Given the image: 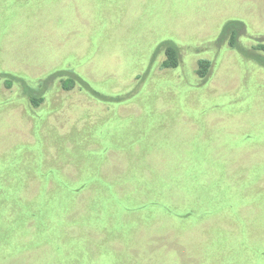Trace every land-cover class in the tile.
I'll return each instance as SVG.
<instances>
[{"label": "rangeland", "instance_id": "obj_1", "mask_svg": "<svg viewBox=\"0 0 264 264\" xmlns=\"http://www.w3.org/2000/svg\"><path fill=\"white\" fill-rule=\"evenodd\" d=\"M0 264H264V0H0Z\"/></svg>", "mask_w": 264, "mask_h": 264}, {"label": "trees", "instance_id": "obj_2", "mask_svg": "<svg viewBox=\"0 0 264 264\" xmlns=\"http://www.w3.org/2000/svg\"><path fill=\"white\" fill-rule=\"evenodd\" d=\"M234 24L238 25V27H237L238 31L237 30L236 31L235 30L232 31V38H233L234 41L235 40L237 41L238 36H239V34H240V32H241V30L243 28L241 23H239V22L237 23L236 21H230V22H228L226 24V26L224 27V30L225 31L226 30H231V29L233 30L234 29ZM177 64H178L177 50H176V48L174 46L168 45L167 48H166V59L163 61L162 66L163 67H168V68L171 67L172 68L174 66H177ZM206 64H207V62H206ZM205 68H206V66H204V67H202L200 69L201 70L200 71L201 75H204L205 70H206ZM67 81L70 82L69 79Z\"/></svg>", "mask_w": 264, "mask_h": 264}]
</instances>
